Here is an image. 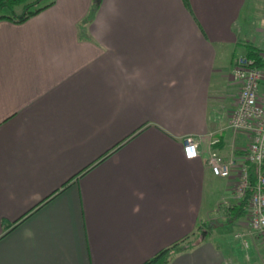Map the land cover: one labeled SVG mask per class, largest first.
Instances as JSON below:
<instances>
[{
	"label": "crops",
	"instance_id": "crops-1",
	"mask_svg": "<svg viewBox=\"0 0 264 264\" xmlns=\"http://www.w3.org/2000/svg\"><path fill=\"white\" fill-rule=\"evenodd\" d=\"M48 2L0 20V264H141L198 235L168 264H240L207 228L235 176L206 158L243 154L231 68L264 49V0H99L85 25L95 0Z\"/></svg>",
	"mask_w": 264,
	"mask_h": 264
},
{
	"label": "built area",
	"instance_id": "built-area-1",
	"mask_svg": "<svg viewBox=\"0 0 264 264\" xmlns=\"http://www.w3.org/2000/svg\"><path fill=\"white\" fill-rule=\"evenodd\" d=\"M259 61L245 55L234 59L231 79L238 86L234 104L228 115V126L234 133L242 134L246 147L241 156L234 153L227 158L210 151L206 158L214 175L227 178L234 173L232 197L235 203L244 199L250 185L249 167L254 168V183L248 199L246 217L251 230L264 240V53ZM217 139L211 140L215 145ZM185 158L198 156L197 142L186 137L183 142Z\"/></svg>",
	"mask_w": 264,
	"mask_h": 264
},
{
	"label": "trees",
	"instance_id": "trees-1",
	"mask_svg": "<svg viewBox=\"0 0 264 264\" xmlns=\"http://www.w3.org/2000/svg\"><path fill=\"white\" fill-rule=\"evenodd\" d=\"M41 1L42 0H34L33 2H31L30 0H0V10L3 8H9L12 11L11 15L9 14L0 15V20L7 19L15 23H22L52 3V2H48L42 6L36 7L35 9H31L32 6L39 5ZM181 1L188 8V0H181ZM98 3H99V0H95V3L89 13L95 12V9L97 8ZM19 5H24V12L20 15H16L13 13V7L19 6ZM245 55L249 58H254L255 60L259 61V58H258L259 52L251 45H246ZM253 170H254L253 166H250L249 171H250L251 187L246 191L244 199L230 206L229 210L231 213L229 212L230 214L229 220H237L238 218L246 217L247 208H248V199L252 192V185L254 183V171ZM203 240L204 239L198 240L195 243L189 244V237H187L185 241H179V242L172 244L171 246L167 248L161 249L155 255L143 261L141 264H168L172 260V258H174L177 254L183 252L184 250H188L192 248L195 244H199Z\"/></svg>",
	"mask_w": 264,
	"mask_h": 264
},
{
	"label": "rangeland",
	"instance_id": "rangeland-1",
	"mask_svg": "<svg viewBox=\"0 0 264 264\" xmlns=\"http://www.w3.org/2000/svg\"><path fill=\"white\" fill-rule=\"evenodd\" d=\"M30 1L33 2L34 0H30ZM46 3H48V0H42L39 5L32 6L31 9H35L36 7L42 6ZM23 12H24V5H19V6L13 7V13L14 14L20 15ZM2 14L11 15L12 11L9 8H3L0 10V15H2ZM94 17H95V13H89L88 16L81 21V23H82L81 25L89 24V22H91L94 19ZM258 22L260 23V25H264L261 23L260 20H258ZM256 50H257V48H256ZM257 51L259 53H261V52L264 53V49H260ZM238 54H241V52H239ZM240 56H242V55H240ZM228 115H229V113H227V120H228ZM245 147H246V142L243 145V148H245ZM212 200L213 199L211 196V197H209L207 202L211 203ZM234 204H232V205H234ZM229 219H222V220L215 221L214 225H212V223L210 224V222H208L207 228L208 229L213 228L217 224V226L222 228L221 230L223 231V233L227 232V235L229 234L230 236H232V238H234L240 242V245L243 249V251L237 252L238 255L239 254L241 255L240 264H264V240H262L260 238V236H258L256 233H254L251 230L247 217L246 218L245 217L238 218L240 221L238 225L231 224L229 222ZM213 220H215V219H213ZM207 228H206V230H207ZM200 234H203V232ZM198 236L196 238H190L189 244L195 243L198 239ZM258 258L261 261H259Z\"/></svg>",
	"mask_w": 264,
	"mask_h": 264
}]
</instances>
